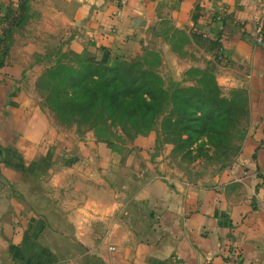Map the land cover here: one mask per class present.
<instances>
[{
	"label": "crops",
	"instance_id": "1",
	"mask_svg": "<svg viewBox=\"0 0 264 264\" xmlns=\"http://www.w3.org/2000/svg\"><path fill=\"white\" fill-rule=\"evenodd\" d=\"M22 2L0 0V14L17 15ZM23 13L0 67L6 114L26 115L20 74L48 67L70 52L99 59L106 48L112 57L130 60L152 38L161 40L159 28L170 20L217 44L207 53H215L216 80L247 89L256 127L237 167L192 185L163 175L165 159L152 146L151 133L137 135L125 152L90 131L82 141L63 138L58 145L51 133L18 136L16 163L0 169L30 209L20 221L4 224L12 245L0 246V264H264V38L254 37V28L264 25V5L259 0H28ZM163 44L176 71L189 66ZM40 137L47 142L36 149L31 141ZM33 165L40 170L30 174Z\"/></svg>",
	"mask_w": 264,
	"mask_h": 264
},
{
	"label": "rangeland",
	"instance_id": "2",
	"mask_svg": "<svg viewBox=\"0 0 264 264\" xmlns=\"http://www.w3.org/2000/svg\"><path fill=\"white\" fill-rule=\"evenodd\" d=\"M23 14L22 8L17 15L12 13L6 14L5 20L4 15L0 14V67L4 65V61L8 57L14 31L22 26L24 18L21 16H24ZM159 29L161 40L152 38L149 44L142 47L140 54L136 56L137 58L134 57L132 59H139L145 66L157 70L167 85L171 83V80L182 86L195 85L197 84V80L205 75L207 77L206 80L211 78L215 80L220 93L224 97H231L232 90L234 89L247 91V89L241 87L219 84L216 80L218 64L215 53L212 54V57L207 54L214 51L217 45L215 42H210L202 36L188 32L185 28L176 27L170 20H165ZM163 43L171 51L177 53L184 66H189L184 67L183 70L178 71L177 69L176 71L172 62L166 57ZM202 50L206 56L201 52ZM81 57L84 56L72 52L63 53L55 63L48 67L39 70L32 69L28 73L20 74L18 82L22 83V89L26 98V115L22 118L21 115L18 116L19 113L16 115L6 114L5 112L7 111L0 104V148L2 153L0 155V165L3 168H5V162L6 164L16 163L17 157L13 153L16 149H19L17 146V142L20 141L18 136L22 134L30 135L34 132L33 135L43 136L44 138L51 133V136H53L51 141H58L55 143L56 145L62 142L63 138H71L74 141L80 139L82 141L88 136L89 130L87 131L85 126H77L60 121L49 109L46 102V96L50 90L49 83H46L44 76L47 71L58 64L77 67ZM37 63L38 61L35 59L32 68ZM196 70H199V72ZM173 75L179 76L180 80H174ZM32 109L33 112L31 113ZM163 117L164 115L159 116L150 130L138 135H147L149 133L155 135L152 146L160 150L161 155L165 159L166 166L163 175H166L167 179L191 185L208 182L215 175H225V172H228L233 166L237 167L240 164L239 156L244 142L250 131L256 127L253 118H251L250 110H248L246 114L244 113L243 116L234 121V125L231 126L226 136L219 137L216 140L219 146L217 150H214L209 145H203L204 142L206 143L210 139L208 138L209 131H207L206 135L202 137L201 143L194 147L193 152L184 153L176 151L173 143L165 142L166 138L161 135L160 131ZM90 132L91 136L96 139L93 131ZM14 133L18 134L17 137H15ZM43 138L41 139L40 137L31 141L35 144L36 149H39L47 142ZM108 138L111 144L103 143L120 152H125L130 146H133V137H127L119 131H112L108 135ZM28 141L30 142V140ZM59 161L58 155L57 162ZM43 163L45 162L38 161L36 165L40 166ZM36 165L28 169L30 174H35L34 171L37 169L40 170L36 168ZM37 174L40 175L39 171L36 172ZM6 180L8 179H6V176L0 169V246L12 245V242H9L6 235L4 236L2 232L4 224L20 221V215H23L30 209V206L24 202L22 194L14 190L12 186L10 187Z\"/></svg>",
	"mask_w": 264,
	"mask_h": 264
},
{
	"label": "trees",
	"instance_id": "3",
	"mask_svg": "<svg viewBox=\"0 0 264 264\" xmlns=\"http://www.w3.org/2000/svg\"><path fill=\"white\" fill-rule=\"evenodd\" d=\"M27 1L20 4L23 11ZM83 56L77 67L58 64L47 71L46 102L60 121L85 126L106 144H111L112 131L134 139L164 115L161 135L176 151L193 152L207 131L210 139L203 145L217 150L216 140L249 110L247 91L234 89L231 97H224L215 80L205 75L195 85L172 80L167 85L139 59L112 57L106 48L99 59Z\"/></svg>",
	"mask_w": 264,
	"mask_h": 264
},
{
	"label": "built area",
	"instance_id": "4",
	"mask_svg": "<svg viewBox=\"0 0 264 264\" xmlns=\"http://www.w3.org/2000/svg\"><path fill=\"white\" fill-rule=\"evenodd\" d=\"M264 5V0H259ZM121 2H125V0H121ZM255 39L258 42H261L264 38V25H260L255 30Z\"/></svg>",
	"mask_w": 264,
	"mask_h": 264
}]
</instances>
